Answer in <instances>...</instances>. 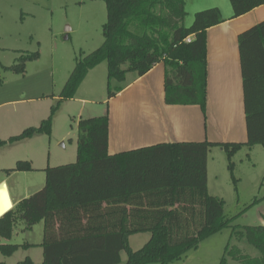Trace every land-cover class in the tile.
I'll return each mask as SVG.
<instances>
[{"label": "trees", "instance_id": "obj_1", "mask_svg": "<svg viewBox=\"0 0 264 264\" xmlns=\"http://www.w3.org/2000/svg\"><path fill=\"white\" fill-rule=\"evenodd\" d=\"M103 1V43L92 53L76 57L60 98H71L88 70L103 60L108 68L107 98L122 88L112 91L111 80L122 82L128 72L142 76L162 61L165 102L198 104L204 110L205 36L207 28L223 21L220 10H198L191 25L184 26V0ZM229 2L233 17L264 4V0ZM187 37L190 41H185ZM238 49L247 131L244 143H159L109 154L108 115L80 118L76 160L45 167L44 184L0 217V253L10 256L31 246L5 242L20 220L22 230L43 223L39 264H117L121 251L127 252L125 264H167L227 226L224 200L208 192L207 154L210 147H221L233 173L232 157L243 145L264 146V19L238 35ZM33 57L36 54L24 59ZM22 64L11 68L22 69ZM50 118L8 142L48 133ZM4 143L0 139V146ZM31 170L27 160L4 169L6 173ZM139 232H149L150 237L133 250L128 236ZM232 234L253 246L258 255L251 256L237 245L226 246L219 264H264V224L234 228ZM16 264L33 262L26 257Z\"/></svg>", "mask_w": 264, "mask_h": 264}, {"label": "rangeland", "instance_id": "obj_2", "mask_svg": "<svg viewBox=\"0 0 264 264\" xmlns=\"http://www.w3.org/2000/svg\"><path fill=\"white\" fill-rule=\"evenodd\" d=\"M193 19L192 13L185 15L183 25L190 26ZM105 22L103 0H0V139L6 140L0 146V180H14L15 187L10 185L12 196L27 197L41 187L45 167L76 160V124L80 118L108 115L106 60L89 71L72 99L58 97L76 57H84L102 45ZM33 54L36 57L24 59ZM21 64L22 69L11 68ZM134 75L135 72H128L122 82L111 80V90L123 87ZM42 95L46 97L30 99ZM53 107L56 108L52 111ZM49 116L48 133L8 142L10 135L18 134L26 126H38ZM220 149L215 146L209 154L207 187L210 194L224 200L223 214L228 225L167 264H219L226 246L231 245L251 256L258 255L244 239L236 240L232 231L245 225L264 224V146L256 144L239 150L232 157L233 173L227 168L226 153ZM213 153H220V158L215 155L212 159ZM19 160L30 161L36 169L24 173L4 171ZM22 225L19 220L11 239L5 242H22ZM32 235L40 238L41 234L36 231ZM149 235H129V247L140 248ZM38 251V247L31 251L32 258L37 260ZM26 257L22 248L7 258L0 253V261L6 259V264H16ZM126 259L127 252L122 251L117 264H125Z\"/></svg>", "mask_w": 264, "mask_h": 264}, {"label": "crops", "instance_id": "obj_3", "mask_svg": "<svg viewBox=\"0 0 264 264\" xmlns=\"http://www.w3.org/2000/svg\"><path fill=\"white\" fill-rule=\"evenodd\" d=\"M184 3L186 15L192 13L194 17L198 10L217 7L223 18L222 22L206 30L204 110L198 104H167L165 102V64L160 61L142 76L135 74L121 90L106 99L109 118L107 147L109 154L159 143L203 140L244 143L247 139L238 35L264 19V4L245 14L233 17L229 0H184ZM93 69L94 67L90 70ZM90 70L85 76L89 74ZM43 97L46 96H36L30 99ZM81 101L86 100L81 98ZM27 127H24L20 132ZM11 136L14 135H10L9 138ZM213 147L215 146L209 148L207 154V184L208 159ZM244 147L246 145H243L239 150ZM220 150L224 151L222 148ZM215 155L220 158V153H213L211 158L213 159ZM7 185L13 204L24 198L11 195L10 185L15 187L14 180L9 179ZM41 229L42 222L33 225L29 230H22L21 227L23 241L17 242L31 244L27 248H21L24 249L33 264H39L42 259L43 248L39 245L42 240ZM35 230L37 234L40 232V238L36 235L35 238L32 237V232L36 233ZM37 247L40 248V251L37 253L36 260L32 258L31 251ZM10 256H6V258ZM5 260L3 262L6 264Z\"/></svg>", "mask_w": 264, "mask_h": 264}, {"label": "water", "instance_id": "obj_4", "mask_svg": "<svg viewBox=\"0 0 264 264\" xmlns=\"http://www.w3.org/2000/svg\"><path fill=\"white\" fill-rule=\"evenodd\" d=\"M13 207V201L9 194L8 185L5 180L0 182V217Z\"/></svg>", "mask_w": 264, "mask_h": 264}, {"label": "built area", "instance_id": "obj_5", "mask_svg": "<svg viewBox=\"0 0 264 264\" xmlns=\"http://www.w3.org/2000/svg\"><path fill=\"white\" fill-rule=\"evenodd\" d=\"M185 40H186V41H190V37H187Z\"/></svg>", "mask_w": 264, "mask_h": 264}]
</instances>
